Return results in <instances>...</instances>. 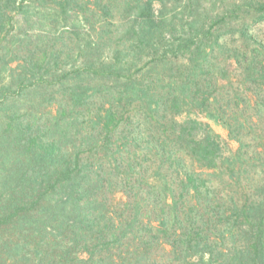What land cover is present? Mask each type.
I'll return each mask as SVG.
<instances>
[{"label": "trees", "instance_id": "obj_1", "mask_svg": "<svg viewBox=\"0 0 264 264\" xmlns=\"http://www.w3.org/2000/svg\"><path fill=\"white\" fill-rule=\"evenodd\" d=\"M213 1L0 0V264H264V0Z\"/></svg>", "mask_w": 264, "mask_h": 264}, {"label": "rangeland", "instance_id": "obj_2", "mask_svg": "<svg viewBox=\"0 0 264 264\" xmlns=\"http://www.w3.org/2000/svg\"><path fill=\"white\" fill-rule=\"evenodd\" d=\"M214 1L213 0H206V2L204 3L206 7H210L212 5ZM159 4L156 3V7H158ZM225 8L221 7L219 9L220 12H223ZM234 24H236V20L233 21ZM260 36L262 38H264V26L262 27L261 31H260ZM16 62H14L12 64V66H16ZM236 72V70L234 71ZM200 118H202V120L210 123L211 127L213 128V130L216 132V134L219 135L220 139L227 144L229 150H237L239 148V142L235 139L230 138L229 136V131L228 129L222 125V123L216 121L214 118L212 117H208V116H200ZM244 139L246 140H250L248 139V137H244ZM227 153V152H226ZM223 186V185H222ZM220 190V187H218ZM110 198L111 201L114 202V206L118 207L122 202H124V200L126 199V195L122 192V191H117L115 193H110ZM112 207V206H111ZM164 246H160L157 249H153L152 250V256L154 255V258H156L158 261H163L164 259H162L161 257L165 255H167V250L170 248L169 245L165 246L166 249L163 248ZM161 256V257H160ZM163 257V258H164ZM162 259V260H161Z\"/></svg>", "mask_w": 264, "mask_h": 264}]
</instances>
